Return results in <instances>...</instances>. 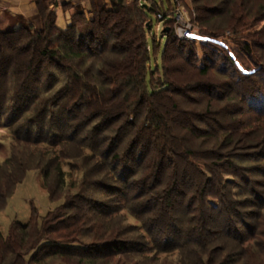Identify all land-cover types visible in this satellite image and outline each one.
<instances>
[{
    "label": "rangeland",
    "instance_id": "1",
    "mask_svg": "<svg viewBox=\"0 0 264 264\" xmlns=\"http://www.w3.org/2000/svg\"><path fill=\"white\" fill-rule=\"evenodd\" d=\"M140 3L152 8L145 13L151 25L146 31L150 70L157 72L151 77L152 84L161 86L164 45L168 49L169 67L178 71L174 74L179 80L176 94H166L162 99L176 103L181 113L177 121L180 126L186 124L178 129L179 134L175 133L173 153L193 152L196 162L193 159L186 166L177 160L175 167L171 162L176 157L165 153L166 164L160 168L158 159L150 161V153L146 157L148 148L144 147L139 155L132 148L134 144L127 146V136L118 146L113 140H104L118 135L119 122L109 127L100 122L89 123L85 128L88 132L77 120L58 121L64 129L55 130L58 126L55 119L46 117L51 110L55 112V91L61 85L60 81L55 85L54 56L46 60V70L40 72L38 86L43 93L32 96L30 106L17 123L23 121L26 127L29 122H41L38 127L43 128L41 139L45 142L24 148L44 155L45 170L50 173L47 180L52 189L55 182V195L50 199L39 170H28L0 210V234L6 237L16 222L30 221L29 229L34 230L46 221L52 229L48 230L47 238L73 241L70 244L79 246L101 244L106 239V227L118 231L133 226L137 228L133 234L119 239L143 246L138 247L143 254L128 257L121 264H198V261L264 264V0H141ZM158 12L163 14L162 19L156 17ZM56 18L58 28H64L62 12H57ZM28 27L26 21L15 17H4L0 22V32ZM30 27L31 33L43 29ZM166 28L168 31L163 32ZM189 29L192 41L182 35ZM48 40V52L55 53V36ZM213 40L218 46L211 43ZM201 44L206 45L204 50ZM1 45L10 62L3 66L0 60V163L19 146L12 130L16 125L13 120L21 113L20 109L11 111V96L16 79L20 81L26 73L24 60L31 54L24 38L8 44L3 41ZM204 59L208 73L201 77L191 66ZM34 78L31 76V80L35 81ZM149 80L148 73L147 84ZM185 116L189 120L181 122ZM91 127L95 132L92 133ZM85 139L88 146L105 151V157L93 158L90 150L81 148ZM21 150L24 151L23 147ZM114 153L120 155L117 168L108 167V174L107 168L101 171L100 167L108 164ZM167 196L170 202L163 207ZM104 210H113L112 219L122 215V221H110L103 215ZM79 215L85 223L70 226L72 217ZM150 223L166 229L167 234L180 229L190 238L202 230L211 240L208 245L211 256L198 260V246L189 238L181 241L186 243L181 251L177 246L173 250L170 244H154L143 228ZM167 226L171 228L168 230ZM219 234L224 237L217 240ZM200 238L198 235L197 239ZM174 239L170 237L168 242ZM34 255L32 252L31 256ZM67 260L74 259L37 256L31 264H65Z\"/></svg>",
    "mask_w": 264,
    "mask_h": 264
},
{
    "label": "trees",
    "instance_id": "2",
    "mask_svg": "<svg viewBox=\"0 0 264 264\" xmlns=\"http://www.w3.org/2000/svg\"><path fill=\"white\" fill-rule=\"evenodd\" d=\"M140 1L110 0V5L106 6L102 0H92L88 14L86 15L84 11L74 12L63 29L55 25L54 14L46 11L43 7L40 9L43 19V29L41 31L31 33V27L26 22L29 26L27 29L13 28L10 31L0 32V60L3 66L10 62V58L4 55L1 45L3 41L8 44L12 40L24 38L31 47L30 56L24 60L27 68L26 73L20 81L16 79L17 82L13 88L15 92L11 96V102L13 101L10 104L11 111L16 112L20 109L21 113L13 120V124L16 123V125L12 130L19 146L17 149L13 148L9 158L0 163V210L4 208L6 200L12 195L15 186L22 182L28 170H39L44 180L42 183L43 188L50 199L55 195V182L52 189L49 185L50 182L47 180L50 173L45 170L44 155L28 152L24 148L26 145L31 146L45 142L41 139L43 128L38 127L41 122H29L26 127L23 125V121L17 123L30 106L29 102L32 96L43 93L38 86L41 77L40 72L46 70V60L54 56L55 85L59 81L61 85L55 91V112L51 110L47 113L48 115L46 114V117L55 119L58 125L55 130L56 128L64 129L58 121L77 120L83 130L89 123L96 124L100 122L103 126L109 127L119 122L120 126L116 128L118 135L104 140H110V142L113 140L118 146L120 141L122 142L124 137L127 136V146L134 144L132 148L138 150L139 155L144 147L148 148L146 157L150 153V161L153 162V159L154 161L158 159L157 165L160 164V168L166 164L165 153H172V156L176 157V160L172 159L171 162V165L175 167L177 160H180L186 166L190 161L194 162L191 155L193 152L185 150L178 155L173 153L176 151L175 138L178 129L183 126H180L177 121L181 113L175 102L169 103L168 100L166 102L162 99L166 94H176L177 91L175 90L179 80L174 74L178 71L169 67L168 49L164 45L161 54V86L156 87V84H152L151 77L157 72L150 70L149 44L147 43L146 31L150 29L151 25L145 14L146 11H151L152 8H144L143 5L139 4ZM53 36H55V53H49L50 41L48 39ZM211 43L218 46L214 40ZM205 46V44H201L200 48L204 50ZM176 48L182 53L180 46ZM193 55L196 57L194 52ZM228 59L235 66L233 60ZM204 62L205 59L201 60L199 64L193 63L191 66L201 77L208 73V68ZM148 73L150 74V80L147 84ZM33 75L35 81L31 80ZM171 115H174V117ZM172 117L175 124L172 123ZM188 120L189 117L185 116L181 119V122L186 123ZM42 122L45 123V118ZM34 126H36V129ZM124 126L126 129H124ZM185 126L186 124L183 127ZM90 130L92 133L95 132L93 127ZM85 141L86 139L80 143V147L90 150L93 158L105 157V151L100 152L97 146L90 147ZM22 147L24 151L21 150ZM161 151L164 152L161 153ZM111 158L112 160L108 164L104 163L100 167L101 171L105 168L107 170L109 168L113 169V167L117 168L120 162L119 153H114ZM194 160L196 162L197 159ZM152 166L154 167V163ZM206 195H209V192ZM127 202H129V198H126ZM168 202H170V196H167V200L162 206L166 207ZM65 208H72V206H66ZM222 208L223 206H221ZM87 213L90 212L87 211ZM102 213L110 220L114 212L113 210H104ZM82 216H73L70 226L81 222L85 223V221H82L85 220ZM116 216L110 221H122V215ZM89 221H93V219ZM149 225H143V228H145V232L149 234L154 244H170L173 250L177 246V250L181 251L186 244L181 241L189 238L193 239L195 246H198L196 252L197 256L200 257L198 260H201L203 256L207 258L211 256V252L208 250L211 240L203 234L202 230L197 231L198 235H201L198 240L197 234L191 235L192 238H190L183 234L180 229H173L172 233L167 234L166 229L158 228L151 223ZM29 228L30 221L26 224L16 222L10 226L6 237H2L0 234V264H31L37 256L52 255L74 259L67 260L65 264H121L128 257H138L143 254V251L140 250L143 246L136 245L133 240L119 239L133 234L137 230L133 226L123 227L122 230L118 231L113 227H106L104 233L106 239L101 244L85 245L81 243L79 246L70 244L73 241H54L47 238L48 230L52 229L47 226L46 221L40 229L31 230ZM170 237L175 238L172 243L168 242ZM223 237L222 234H219L217 240ZM175 242H178L177 245ZM138 247L140 248L138 249ZM163 250L165 249L162 247ZM32 252H34L35 257L31 256ZM115 257L118 259L113 261ZM199 263L201 262L198 261Z\"/></svg>",
    "mask_w": 264,
    "mask_h": 264
},
{
    "label": "crops",
    "instance_id": "3",
    "mask_svg": "<svg viewBox=\"0 0 264 264\" xmlns=\"http://www.w3.org/2000/svg\"><path fill=\"white\" fill-rule=\"evenodd\" d=\"M91 1L92 0H61L60 2L54 0H0V22L4 17H15L26 21L35 29H40L43 27L40 9L44 7L46 11L54 14L56 26L57 12H62L66 26L74 12L80 13L84 11L87 15L91 6ZM102 1L106 6L110 5V0ZM140 5H142V3H140Z\"/></svg>",
    "mask_w": 264,
    "mask_h": 264
},
{
    "label": "built area",
    "instance_id": "4",
    "mask_svg": "<svg viewBox=\"0 0 264 264\" xmlns=\"http://www.w3.org/2000/svg\"><path fill=\"white\" fill-rule=\"evenodd\" d=\"M54 1H57V2H60L61 0H54ZM156 17L158 19H162L163 18V14L158 12V14L156 15ZM182 35L184 37V39L188 40V41H192L194 38L192 36V32H190V29L188 31L184 30L182 32Z\"/></svg>",
    "mask_w": 264,
    "mask_h": 264
},
{
    "label": "water",
    "instance_id": "5",
    "mask_svg": "<svg viewBox=\"0 0 264 264\" xmlns=\"http://www.w3.org/2000/svg\"><path fill=\"white\" fill-rule=\"evenodd\" d=\"M143 7L145 8L146 6H143ZM167 31H168V29H167V28L163 30V32H167Z\"/></svg>",
    "mask_w": 264,
    "mask_h": 264
}]
</instances>
